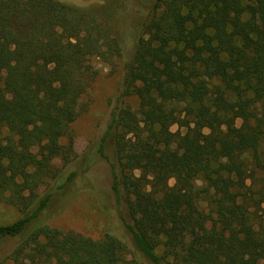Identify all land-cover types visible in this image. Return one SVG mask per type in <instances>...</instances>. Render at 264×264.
I'll use <instances>...</instances> for the list:
<instances>
[{
  "label": "trees",
  "instance_id": "trees-1",
  "mask_svg": "<svg viewBox=\"0 0 264 264\" xmlns=\"http://www.w3.org/2000/svg\"><path fill=\"white\" fill-rule=\"evenodd\" d=\"M110 16L0 0V202L20 212L0 224V240L16 239L0 264H140L110 232L42 218L76 155L90 59H123ZM118 91L101 152L112 137L137 251L153 264H264V0H153Z\"/></svg>",
  "mask_w": 264,
  "mask_h": 264
},
{
  "label": "rangeland",
  "instance_id": "rangeland-1",
  "mask_svg": "<svg viewBox=\"0 0 264 264\" xmlns=\"http://www.w3.org/2000/svg\"><path fill=\"white\" fill-rule=\"evenodd\" d=\"M97 12H110L111 24L123 47V59L114 67L98 57L90 59L95 72L88 92L81 99L82 114L73 124L75 133V158L64 167L61 187L54 181V196L42 218L53 227L73 230L85 236L99 239L110 232L124 240L140 264H153L137 251L125 226V203L112 189V168L118 161L112 137L101 152L102 138L107 131L112 111L117 106V93L126 64L132 59L137 34L146 19L153 0H61ZM138 107L137 99H128ZM174 126L173 130H177ZM56 165L62 166L60 161ZM198 183L201 175L194 174ZM69 177H71L69 179ZM254 189L264 192V172L255 173ZM252 183V180H248ZM264 201V200H263ZM258 210V222L264 225V202ZM20 216L14 206L0 202V224L10 223ZM16 239L0 240V257L11 252Z\"/></svg>",
  "mask_w": 264,
  "mask_h": 264
}]
</instances>
